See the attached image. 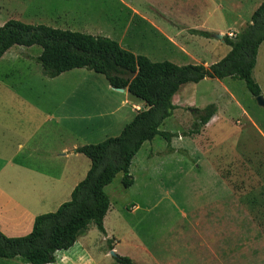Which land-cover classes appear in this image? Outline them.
<instances>
[{"label":"crops","instance_id":"0c3cea01","mask_svg":"<svg viewBox=\"0 0 264 264\" xmlns=\"http://www.w3.org/2000/svg\"><path fill=\"white\" fill-rule=\"evenodd\" d=\"M43 1L0 0V26L15 19L60 29L79 27L92 35L112 38L122 48L151 61L208 66L229 52L223 36L243 29L263 0H48L47 10ZM39 14L52 16L41 20L36 16ZM86 15L92 16L91 25H82ZM192 30L209 32L211 36ZM215 34L222 38L217 39ZM11 49L0 57V231L8 237H18L31 231L35 216L55 211L67 201L75 185L85 177L90 160L74 149L118 135L138 112L134 106L142 110L146 106L126 88L111 87L102 74L92 70L75 68L53 78L44 77L33 59L35 55L13 54ZM252 75L264 97V42L257 50ZM35 77L40 85L34 84ZM208 79L223 86L229 77L183 84L172 97L176 108L160 130L171 132L165 127L166 121L182 116L186 120L181 121L180 130L189 128L193 116L183 107L201 109L210 103L197 105L182 99L188 90ZM223 87L229 99L234 98ZM232 102L214 103L215 114L196 137H229V133L235 137H264V119L259 120L238 102ZM234 119H239V125L233 124ZM190 137H173L171 148L179 151L184 147L175 145L174 140ZM155 140L156 136L145 141L139 151L145 146L151 148ZM136 157L137 154L131 160L129 172ZM108 186L110 183L105 191ZM111 206L110 202L103 219L107 234L103 237L116 239V244H111L116 251L119 241L109 229H114L110 221L120 216L111 212ZM88 233L89 227L72 247L57 251L55 257L65 262L83 255L84 261L73 264H97L96 252L102 258L109 256L108 251L104 253L94 245L95 241L86 243ZM49 264L62 263L55 259Z\"/></svg>","mask_w":264,"mask_h":264},{"label":"rangeland","instance_id":"374dc122","mask_svg":"<svg viewBox=\"0 0 264 264\" xmlns=\"http://www.w3.org/2000/svg\"><path fill=\"white\" fill-rule=\"evenodd\" d=\"M43 2L47 10L48 0ZM36 16L45 20L52 15ZM85 18L82 25H91L92 16ZM75 28L70 30L88 33ZM11 48L13 54L36 56L41 51L37 45ZM36 66L40 68L38 63ZM33 82L40 85L36 77ZM222 83L234 98L229 99L217 80L208 79L188 90L182 102L222 105L232 99L233 104L238 102L259 120L264 119V107L257 104L242 80L229 78ZM183 120V116L169 118L165 127L181 134L186 131L180 130ZM238 121L232 122L239 125ZM228 135H194L191 142L190 138L175 139V145L184 147L179 151H170L167 142L156 136L151 148L138 150L129 172L133 184L123 187L120 173L106 189L111 212L120 216L109 220L114 224L110 235L119 241L117 254L131 256L134 264H264V137ZM88 227L86 243L95 241L94 245L109 255L102 258L94 252L95 262L119 264L95 225ZM111 244H116L115 238ZM55 259L62 264L84 261L83 255L65 262ZM0 264L29 263L20 258H0Z\"/></svg>","mask_w":264,"mask_h":264},{"label":"trees","instance_id":"16d2710c","mask_svg":"<svg viewBox=\"0 0 264 264\" xmlns=\"http://www.w3.org/2000/svg\"><path fill=\"white\" fill-rule=\"evenodd\" d=\"M192 32L211 36L205 31ZM223 40L230 50L217 62L208 66L178 65L168 60L151 61L144 55H135L116 40L102 35L15 19L1 25L0 57L14 45H37L41 51L33 59L40 65L44 77L53 78L75 68L92 70L102 74L111 87L126 88L131 95L142 100L146 108L138 111L118 135L74 149L90 160L85 177L75 185L70 198L55 211L35 216L28 234L8 237L0 231V258H20L29 264L53 263L56 252L72 247L90 223L105 237L103 219L110 205L105 186L119 172L122 173L123 187L133 184L129 166L141 145L160 136L167 142L169 150H174L170 147L172 137L199 134L215 114L214 103L201 109L187 107L193 116L189 129L181 134L160 130V125L175 110L172 97L183 84L197 83L204 78L229 77L242 80L253 97L261 95L252 71L257 50L264 42V0L243 29L232 36L224 35ZM111 241L112 238L106 239L110 250ZM113 258L119 264H134L128 256L116 253Z\"/></svg>","mask_w":264,"mask_h":264},{"label":"water","instance_id":"95a60500","mask_svg":"<svg viewBox=\"0 0 264 264\" xmlns=\"http://www.w3.org/2000/svg\"><path fill=\"white\" fill-rule=\"evenodd\" d=\"M217 39H221L222 35L221 34H215L214 35ZM121 90V88H119ZM255 100L257 102L258 105L264 107V97L262 95H258L255 97ZM110 255L114 256L116 255V252L114 250H110Z\"/></svg>","mask_w":264,"mask_h":264},{"label":"built area","instance_id":"2783aa9c","mask_svg":"<svg viewBox=\"0 0 264 264\" xmlns=\"http://www.w3.org/2000/svg\"><path fill=\"white\" fill-rule=\"evenodd\" d=\"M232 35H233V33H230V34H229V36H232ZM134 108H135L137 111H141V110H142V108L139 107V106H134Z\"/></svg>","mask_w":264,"mask_h":264}]
</instances>
